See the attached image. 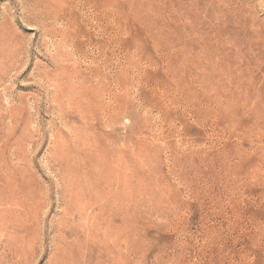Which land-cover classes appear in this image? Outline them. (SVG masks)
<instances>
[{"label":"rangeland","instance_id":"rangeland-1","mask_svg":"<svg viewBox=\"0 0 264 264\" xmlns=\"http://www.w3.org/2000/svg\"><path fill=\"white\" fill-rule=\"evenodd\" d=\"M19 4L0 264H264V0Z\"/></svg>","mask_w":264,"mask_h":264},{"label":"bare ground","instance_id":"bare-ground-1","mask_svg":"<svg viewBox=\"0 0 264 264\" xmlns=\"http://www.w3.org/2000/svg\"><path fill=\"white\" fill-rule=\"evenodd\" d=\"M65 1V0H64ZM20 4L21 5V0H19ZM90 2V1H89ZM103 2V1H102ZM107 2V1H106ZM115 4V3H114ZM112 4V5H114ZM83 5V4H82ZM84 8V7H83ZM20 10V9H19ZM105 11V10H104ZM62 12V11H61ZM96 13V12H95ZM131 13V12H130ZM132 14V13H131ZM61 18V17H60ZM3 22V21H2ZM18 23V22H17ZM112 24V23H111ZM119 27V26H118ZM2 29V28H1ZM7 38V37H6ZM73 39V38H72ZM74 43H75V40L73 39ZM102 41V40H101ZM21 42V41H20ZM71 43V42H70ZM74 45V44H73ZM90 47V46H89ZM103 46L99 47L97 45V48H102ZM56 48V47H55ZM15 49V48H14ZM106 52V51H105ZM105 55V54H104ZM51 61V60H50ZM105 80V79H104ZM117 85V84H116ZM109 90V89H108ZM3 169H5V165L2 166ZM7 170V169H6ZM15 183L12 181V177H9V174L5 173L2 174L0 172V218H2V220L4 218H6L8 215L11 214V212H13L14 210H16L17 208H22L24 207L26 204V201L25 200H21L20 197V200L19 202L17 201L18 198L16 199V201L14 202H10L8 201V198L6 197L7 193L10 192V189L12 188V186L14 185ZM17 185V184H15ZM21 193V192H20Z\"/></svg>","mask_w":264,"mask_h":264}]
</instances>
